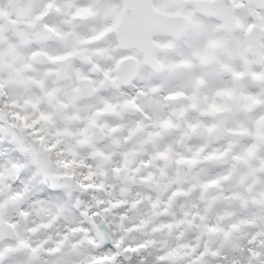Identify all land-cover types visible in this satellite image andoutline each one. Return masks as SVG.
<instances>
[{
    "label": "snow or ice",
    "instance_id": "1",
    "mask_svg": "<svg viewBox=\"0 0 264 264\" xmlns=\"http://www.w3.org/2000/svg\"><path fill=\"white\" fill-rule=\"evenodd\" d=\"M0 264H264V0H0Z\"/></svg>",
    "mask_w": 264,
    "mask_h": 264
}]
</instances>
